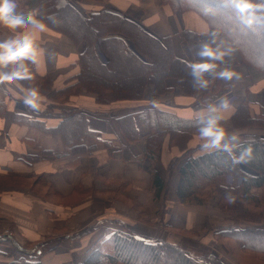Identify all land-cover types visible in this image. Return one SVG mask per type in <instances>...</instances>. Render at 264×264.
<instances>
[{"label":"crops","instance_id":"obj_1","mask_svg":"<svg viewBox=\"0 0 264 264\" xmlns=\"http://www.w3.org/2000/svg\"><path fill=\"white\" fill-rule=\"evenodd\" d=\"M18 3L19 13L30 11L28 0H18ZM73 5L84 17L98 11L114 14L140 28L147 36L136 46L117 35L98 39L94 44L98 60H94L105 68L106 75L95 78L98 81L95 83L84 79L82 74L88 64L84 58L87 43H76L47 27L37 38L42 49L40 62L30 67L42 79L49 76L53 87L61 90L67 99H50L42 88L40 92L46 100L43 110L37 114L0 86V180H32L41 176L40 187L47 189L52 196L73 200L68 204H57L45 201L26 189L0 187V229L16 227L24 240L36 244L45 238L51 240L50 250H38L32 257L12 253L11 250L8 252L0 246V264H81L89 252L116 230L147 241L161 240L177 246L182 242L161 225H152L157 227L152 233L149 228L129 221L131 213L135 212L113 200V196L125 197V203L127 197L136 199L152 212L160 210L161 221L168 225L166 228L199 229L217 225L216 231L220 232L231 227L220 226L218 214L206 207L183 206L177 202L178 171L182 163L178 158L184 149H198L196 154L204 152L193 117L209 103H216L221 96H228L235 108L234 113L225 114L228 118L223 126L227 131L239 137L257 135L264 139V128L238 130L231 121L240 106L245 107L247 117L264 116V75L242 63L240 54L227 39L193 11L174 12L161 0H81ZM205 31H217L220 38L234 49L222 67L235 70L241 78L230 82L217 79L202 91L193 89L187 64L199 61L196 52L207 39L203 35ZM11 35L0 29V39ZM146 40L156 46L157 51L152 53L160 54L158 62L144 52ZM138 49L146 58L137 53ZM162 50H167L169 59H162ZM94 60L89 63L92 73H96L94 67L97 68ZM154 63L155 66L151 67ZM107 78H116L115 82L121 83L122 90L111 91ZM82 79L98 90L89 87ZM21 83L25 87L30 86L28 81ZM131 86L134 90L130 89ZM211 91L214 92L209 101L206 97ZM97 99L107 101L98 102ZM26 112H34L35 121L44 123L47 128L59 126L67 133L91 131L100 144L97 149L82 155H65V145L80 146L81 140L61 139L37 127L17 122L15 115ZM172 117L185 121L186 127L172 132L173 141L172 134L161 139L153 164L164 182L158 198L154 197L146 174L144 149L146 138L169 127L170 121L174 120ZM70 118L82 120L83 128L79 130L77 122L68 121ZM64 119L65 124L62 123ZM152 142L151 139L152 147L158 145ZM91 143L89 138H82V145ZM37 150L51 151L57 156H43L31 165L22 160V155L34 154ZM238 171V177L234 172L232 177H236L239 183L241 173L256 175L243 165H239ZM74 193L79 196L78 200H74ZM220 227L224 229L220 230ZM238 227L264 229V220L258 225ZM238 244L241 246L240 242ZM261 257L264 260V255Z\"/></svg>","mask_w":264,"mask_h":264},{"label":"trees","instance_id":"obj_2","mask_svg":"<svg viewBox=\"0 0 264 264\" xmlns=\"http://www.w3.org/2000/svg\"><path fill=\"white\" fill-rule=\"evenodd\" d=\"M79 1L81 0H28V4L31 5L29 10H36L39 13L37 18L42 20L48 28L64 34L76 43L81 41L87 43L84 58L88 61V64L82 74L87 81H95V78H103L106 75L105 68L94 60H98L94 49V44L98 39L117 35L133 42L134 46H136L137 42L146 38L147 35L140 28L109 12L98 11L84 17L73 5L74 2ZM161 1L168 5L174 12L182 14L185 11H193L198 14L210 27L218 30L230 45L238 51L242 63L255 68L264 75V49H259L258 45L256 46L253 43H264V29L247 28L242 25L236 13L230 7L224 6L223 0ZM61 21L68 25L70 30L60 25L59 22ZM74 34L80 36L76 38ZM151 49L155 50L156 46L152 42L147 41L146 47L143 50L150 54ZM136 51L145 57L142 50L138 49ZM164 56L166 59H169L167 50L164 52ZM92 60H94L97 66V68L94 67L96 73H92L91 71L92 67L89 63ZM147 66L150 65L147 64ZM154 66L155 63L151 67ZM34 76L35 78L32 81H28L31 87H37L39 90L42 88L45 89L46 94H48L47 97L50 99L63 97V92L53 87V80L49 76H45L43 79L35 74ZM115 80L116 78H107V82L112 87L111 91H121V83L115 82ZM95 83H98V81H95ZM130 89L134 90V86H131ZM213 92L211 91L206 99L209 100ZM63 98L67 99V97ZM97 101L103 102L107 100L97 99ZM244 111L245 107L240 106L232 116L231 121L234 128L264 127L263 115L250 118L244 114ZM34 112L16 114L15 119L22 124L37 127L52 136H60L61 139L71 140L75 138L81 140L80 146L65 145V155H82L98 148L100 142L95 141L94 134L91 131H87L85 134H83L82 130L78 133H67L65 129L59 126L47 128L44 123L35 121L36 114ZM37 114L39 113L37 112ZM70 120L77 122L76 124L79 126V130L80 127L83 128L82 120L68 119V121ZM64 122L65 119L62 123L65 124ZM184 122L179 118H174V120L170 121L169 127L146 138L147 146L144 149L143 158L146 160V174L148 175L150 187L153 189L155 196H159L164 187V182L153 168L161 139L166 134H172L171 139L173 141L172 132H177L180 128L186 127ZM82 135L83 137H81ZM84 137L89 138V141L92 143L88 146L82 145L81 142ZM151 139L154 143L157 142L158 145L156 147L151 146ZM174 140L179 141L178 138H174ZM101 144L104 145V143ZM240 144V149L236 151L237 156L245 148L251 147L252 149V158L246 163L234 164L228 154L220 151L196 154L198 149H184L178 158V162L181 161L182 163L178 171L179 177L176 187V199L180 204L192 203L201 205L213 195L217 194L220 196V208L228 211L234 221V225L219 232L222 235L221 238L231 240L234 243L240 242L241 246L238 248L240 250L264 254V229H256L253 227L240 228L237 225L240 221L260 222L264 217V139L257 135L242 136L240 137ZM43 156L56 157L57 155H53L51 151L37 150V153L22 155L21 158L25 163L31 165L33 162L39 161ZM239 165L251 169L256 175L252 176L241 173L240 183L238 185L228 184L227 176L235 168L238 169ZM32 180L39 186H41L43 181L41 176L33 178ZM48 187L51 188V185L48 184ZM228 193L237 197L234 204H229L225 199ZM41 198L45 199L46 197L42 195ZM0 244L10 245L16 250L18 247L14 240L5 235L0 236ZM43 246H45L43 243H38L33 249L24 251V249L20 248L19 251L14 250V252L23 253L32 257L38 250L43 252ZM234 246L236 247V245ZM81 264L221 263L210 254L206 259L203 256L196 257L176 245L161 240L147 241L137 238L129 232L116 230L103 240L98 247L89 252Z\"/></svg>","mask_w":264,"mask_h":264},{"label":"clouds","instance_id":"obj_3","mask_svg":"<svg viewBox=\"0 0 264 264\" xmlns=\"http://www.w3.org/2000/svg\"><path fill=\"white\" fill-rule=\"evenodd\" d=\"M225 7H230L239 22L247 28L264 29V0H223ZM18 0H0V29L12 35L0 39V86L17 96L22 103L35 112L43 110L46 97L37 87H25L21 82L32 81L35 76L32 67L39 64L42 55L37 38L47 30V25L38 19L39 13L30 10L19 13ZM205 42L196 52L198 62H189V75L194 90L206 91L217 79L230 82L239 80L235 70L222 67L226 57H231L234 49L220 38L217 31H205ZM15 86V87H12ZM18 89V91H17ZM235 108L228 96H221L216 103H209L194 115L198 139L204 152L220 151L228 154L234 164L246 163L252 158L251 147L240 149V137L229 133L223 126L226 113H234ZM229 204L237 200L235 195L226 194Z\"/></svg>","mask_w":264,"mask_h":264},{"label":"rangeland","instance_id":"obj_4","mask_svg":"<svg viewBox=\"0 0 264 264\" xmlns=\"http://www.w3.org/2000/svg\"><path fill=\"white\" fill-rule=\"evenodd\" d=\"M59 24L64 26L65 29H69L68 25H66L64 22L61 21L59 22ZM253 43L256 46L258 45L259 49L260 48L264 49V43H260V42H253ZM152 51L156 52L157 50L151 49L150 54L154 58V61L158 62V59L160 58L159 56L160 54L157 53L154 55ZM164 57L165 56H163L162 58L163 60H164ZM108 72H111V70ZM83 81L89 87L98 90V87H95L91 85L90 83H87L85 80ZM250 128H264V127L256 126V127H250ZM250 128H240L238 130H245V129H250ZM233 172H234V175L238 177L237 176L239 173L238 169L235 168ZM236 177H232V173H231L230 175L227 176V183L238 185L239 181L236 180ZM5 186H13L15 188H22V189L29 190L32 193L36 194V196H38L39 198H41V196L44 195L46 198L45 199L41 198V199L48 201V202H52V203L68 204L70 202H73V200L63 199L61 197L57 198L55 196H52L47 189L40 187L33 180H25L21 178H8V179L0 180V187H5ZM74 195H75L74 200H78L79 196L76 195V193H74ZM107 195H110V194H107ZM103 196H106V195H103ZM86 197H88V195ZM159 197L160 196H158V198ZM113 200L121 202L123 205L128 207L130 210L135 212V213H131V216L129 217V221L137 222L143 225L144 226L143 228L145 229L149 228L148 230L152 233L154 232L155 228L157 229L156 226L161 225V228L164 227L165 229H167V231L174 233L175 237L180 238V240L182 239L181 240L182 242L179 244L178 247L185 248L193 256H196V257L203 256L206 259L208 255L210 254L221 264H229V263L230 264H264V260L261 257L264 254H259V253H254V252L238 249L240 247V244H238V242L234 243L231 240L221 238L222 236L221 233L216 231L217 230L216 228L218 227L217 225H210L206 227H201L199 229H185V228H174V227L166 228L165 226H168V225H166L165 223L161 221L162 213L160 210L156 212H152L151 209L149 208L147 209L146 207H143L141 204L137 203L136 199H130L128 197H127V203H125V197L113 196ZM181 205L191 206V207H197V206L206 207L207 209H210L218 214L220 226L234 225V221L230 213L226 211L225 209L220 208V196H218L217 194L213 195L204 204H201V205L192 204V203L181 204ZM140 220H145V222H142ZM263 220H264V217L260 222L240 221L239 223H237V225L239 226L240 225H250V224L258 225ZM152 225H156V226H152ZM221 229H224V228L220 227V230ZM0 232L5 236L10 235L11 236L10 238L12 240L14 239L17 240L15 242V244L18 245L17 250L13 249L10 245L0 244L1 247L8 249V252L11 250L13 253L14 250L19 251L20 248L24 249V251L30 250V249H33V246L37 245L36 243L27 242L26 240H24L22 235L19 234V231L16 227H11V226L4 227L0 229ZM148 234L150 233L148 232ZM12 237H14V239ZM50 242L51 240L46 239V238L42 240V242H40L45 245L43 246L44 247L43 251L46 249L50 250L48 249ZM234 245H236V247Z\"/></svg>","mask_w":264,"mask_h":264},{"label":"bare ground","instance_id":"obj_5","mask_svg":"<svg viewBox=\"0 0 264 264\" xmlns=\"http://www.w3.org/2000/svg\"><path fill=\"white\" fill-rule=\"evenodd\" d=\"M70 30V29H69ZM78 32H80V31H78ZM78 34H80V33H78ZM75 35V34H74ZM77 36H80V35H77ZM77 36L75 35V37L77 38Z\"/></svg>","mask_w":264,"mask_h":264}]
</instances>
